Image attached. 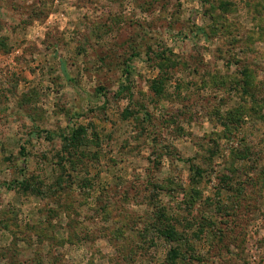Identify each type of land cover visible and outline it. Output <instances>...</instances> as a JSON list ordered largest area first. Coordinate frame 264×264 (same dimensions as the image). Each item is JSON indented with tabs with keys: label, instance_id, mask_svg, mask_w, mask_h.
Masks as SVG:
<instances>
[{
	"label": "rangeland",
	"instance_id": "374dc122",
	"mask_svg": "<svg viewBox=\"0 0 264 264\" xmlns=\"http://www.w3.org/2000/svg\"><path fill=\"white\" fill-rule=\"evenodd\" d=\"M56 3L0 0V264H264V41L233 0Z\"/></svg>",
	"mask_w": 264,
	"mask_h": 264
},
{
	"label": "clouds",
	"instance_id": "9594fccd",
	"mask_svg": "<svg viewBox=\"0 0 264 264\" xmlns=\"http://www.w3.org/2000/svg\"><path fill=\"white\" fill-rule=\"evenodd\" d=\"M32 0H29V3H31ZM234 8L232 12L225 17L224 23L234 26L235 28L240 29L245 35H251L257 37L258 41H264V0H233ZM48 8L52 9L53 12L56 8H67L68 5L64 4L61 5L59 3V0H57V3L55 5L49 4L47 5ZM197 5L193 4L190 6H186V8H196ZM192 13L190 11L186 12L185 15H191ZM155 15H159V10L155 13ZM51 21H48L45 24V27L48 28V25L51 24ZM37 30H39V24L36 25ZM49 31H51V28H48ZM5 34L10 35L8 33L7 29L5 30ZM39 44L40 41H37ZM12 45L14 47H21L18 43L17 38L13 37ZM45 47L47 45H44ZM29 45L25 44L21 47L20 52H14L13 55H20L23 52V48H27ZM261 52H264V45L260 46ZM42 55V53H41ZM40 56H37V59H39ZM31 60V57H29V61ZM39 76V74H37ZM264 78V77H262ZM9 136H12L13 139H17L18 137L14 135L12 131L8 132ZM148 153L144 152L141 155V159L143 156H146ZM17 163H22V161H17ZM165 163H167V157H165ZM167 171V169H165Z\"/></svg>",
	"mask_w": 264,
	"mask_h": 264
},
{
	"label": "trees",
	"instance_id": "16d2710c",
	"mask_svg": "<svg viewBox=\"0 0 264 264\" xmlns=\"http://www.w3.org/2000/svg\"><path fill=\"white\" fill-rule=\"evenodd\" d=\"M3 42H4L3 40L0 41V50H2V47L4 46V43ZM169 230H173V229L170 228ZM173 234H174L173 232L168 231L167 235H165V236L168 239L170 238L169 240H171L172 237H175ZM179 253L180 252L177 249H173L171 252H169L170 259L168 260V263L169 264L170 263H173L174 262V258L176 259V256L179 255Z\"/></svg>",
	"mask_w": 264,
	"mask_h": 264
},
{
	"label": "crops",
	"instance_id": "0c3cea01",
	"mask_svg": "<svg viewBox=\"0 0 264 264\" xmlns=\"http://www.w3.org/2000/svg\"><path fill=\"white\" fill-rule=\"evenodd\" d=\"M2 1V0H1ZM4 1V8L7 10V8H9L10 7V4H8V1L9 0H3ZM13 1V0H12ZM12 6H14V5H12ZM2 7H1V9H0V11H2ZM0 52H1V50H0ZM4 57H5V54H2Z\"/></svg>",
	"mask_w": 264,
	"mask_h": 264
}]
</instances>
